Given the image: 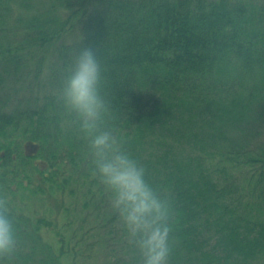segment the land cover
<instances>
[{
	"label": "trees",
	"instance_id": "trees-1",
	"mask_svg": "<svg viewBox=\"0 0 264 264\" xmlns=\"http://www.w3.org/2000/svg\"><path fill=\"white\" fill-rule=\"evenodd\" d=\"M85 49L104 106L93 135L111 132L166 203L167 264H264V0H0V199L16 239L0 264H143L63 99ZM27 170L86 186L107 233L86 240L84 215L59 248L46 240L37 224L52 222L5 199Z\"/></svg>",
	"mask_w": 264,
	"mask_h": 264
},
{
	"label": "clouds",
	"instance_id": "clouds-1",
	"mask_svg": "<svg viewBox=\"0 0 264 264\" xmlns=\"http://www.w3.org/2000/svg\"><path fill=\"white\" fill-rule=\"evenodd\" d=\"M99 69L93 52L85 49L68 78L63 99L80 117L82 130L92 136L90 150L96 174L112 192V207L140 248L143 264H167L171 227L166 203L146 182L145 169L121 150L111 132L93 135L104 107L97 95ZM15 247L13 223L0 199V258L10 256Z\"/></svg>",
	"mask_w": 264,
	"mask_h": 264
},
{
	"label": "rangeland",
	"instance_id": "rangeland-1",
	"mask_svg": "<svg viewBox=\"0 0 264 264\" xmlns=\"http://www.w3.org/2000/svg\"><path fill=\"white\" fill-rule=\"evenodd\" d=\"M40 164L41 159L36 160ZM69 166L66 168V170ZM42 169V168H41ZM28 174L31 176V182L28 179L23 178V184L26 188H21L17 184L12 187L15 189V195L11 193L7 195L6 200H10L8 207L13 210V207L17 212H22L26 216L36 220L37 218H46L51 221V225L45 223L37 224L40 228V233L43 237L52 242L57 248L61 246V237L70 236L71 232L78 227L80 223V217L85 216V226L83 229L90 230V233L87 234L86 240L93 241L94 238L91 237V234L97 233H107L109 227L104 228L103 224L106 222L105 216L95 217L94 213L92 215H87L86 212L89 210L84 207L83 202L86 197L84 193L86 186L77 189V192L70 191L71 188L75 186H67V188L61 189H50L49 183L42 182V175L39 172L27 170ZM65 174V169H64ZM22 176V174H20ZM38 187L46 191L38 190ZM78 187V185H77ZM32 190H37V193H32ZM96 199L99 200V195H96ZM96 199L91 201L88 205L96 204ZM96 224L101 225V228L92 229V226ZM79 228V231L83 230ZM82 239L80 232L76 231V237ZM74 241H72V245ZM121 245V243H120ZM82 250H86V246L82 245ZM97 251V250H96ZM100 253H104L103 250ZM105 255L99 254L95 261L86 262L85 259L78 261L75 264H106ZM71 262V261H70ZM70 262H67L70 263Z\"/></svg>",
	"mask_w": 264,
	"mask_h": 264
},
{
	"label": "water",
	"instance_id": "water-1",
	"mask_svg": "<svg viewBox=\"0 0 264 264\" xmlns=\"http://www.w3.org/2000/svg\"><path fill=\"white\" fill-rule=\"evenodd\" d=\"M27 147L30 151H36L39 148L38 145L34 143L28 144Z\"/></svg>",
	"mask_w": 264,
	"mask_h": 264
}]
</instances>
